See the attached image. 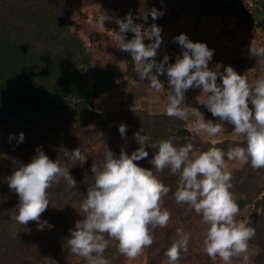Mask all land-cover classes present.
Masks as SVG:
<instances>
[{"label":"trees","instance_id":"trees-1","mask_svg":"<svg viewBox=\"0 0 264 264\" xmlns=\"http://www.w3.org/2000/svg\"><path fill=\"white\" fill-rule=\"evenodd\" d=\"M238 1L247 13L244 2ZM253 1L256 6L255 15L264 11V0ZM81 3L82 0H0V264L3 259H11L12 256L22 257L20 264H41V258H30L25 251L24 246L28 243L49 254V259L42 260L43 264H87V261L71 253L67 238L70 237L69 229L74 228L75 222L82 218L80 205L86 198L87 189L94 184L91 166L99 164L107 148L114 154H120L118 143L124 138L130 139L128 153L131 155L139 147L133 134L141 129V134L148 136L151 143L172 139L176 147L188 143H192L194 149L199 151L217 147L225 152V157L230 147L246 146V141L232 140L212 145L191 130L190 135H184L181 130L186 129V120L168 117L162 113L154 114L140 108H121L113 113L96 111V101L117 90L118 77L107 67L94 64L92 51L99 42H95L93 48L89 49L81 40V29L78 27L80 25L75 22L77 8H83ZM159 4L155 8L162 11L163 5ZM120 5L122 4L119 0H105L104 8L99 11H106L110 16L124 19L115 16ZM194 5L177 6L175 14L198 18H233L236 25L229 34L243 32L250 41L256 42L254 36H262V41L264 40V20L252 22L235 17L215 0H206L200 7ZM153 7H145L144 14ZM147 18V21L153 20L150 15ZM144 21L140 18L134 20V23ZM160 24L163 27L168 26L162 20ZM100 43H104V40L100 39ZM260 47H264V42H260ZM124 54L127 58L126 75L129 79L135 72V62L130 53ZM214 55L219 62H225L224 54L214 51ZM227 60L225 65L231 63L238 74L253 72L254 75L262 77L259 66L254 65L248 57L243 56L242 62ZM126 83L122 84L123 88H126ZM206 113L211 117L208 110ZM11 119H15L19 130L14 132L15 138L10 140L13 131L9 132L11 125L6 122ZM121 123L127 126L123 138L118 130ZM21 132L25 139L17 143ZM93 146L100 147L99 156L84 163L72 160L68 162L69 158L60 151L62 147L69 151L80 148L83 154ZM38 147L50 159H58L62 166L67 167L77 182V188L70 189L67 181L60 179L59 183L48 190L50 204L41 215L42 219L49 222V228L45 230H39L37 222L20 225L7 214L19 202L18 195L8 187L7 177L16 169L27 165L37 154ZM51 149L55 152L52 153ZM146 150L149 152L148 158L137 163L141 167L151 168L149 160L157 149L146 147ZM157 175L171 189L163 204V208L171 213V219L167 227L152 230L154 243L146 248L151 264H159L160 260L158 262L153 257L165 255L171 244L178 240V228L172 223L185 221L190 216V208L187 205H178L174 199L179 173L172 175L170 169H165ZM232 177L233 194L240 198L242 195L248 197V200H241L240 208L246 205V201L251 202L261 194L258 185L260 181H264V169L254 171L248 164ZM259 205L263 215L258 224L263 225L264 196ZM259 246V253L264 256V237H261ZM192 249L190 240L188 251L181 252L178 262L190 263ZM21 251H25L23 256ZM103 255L110 264H124L127 258L119 253L115 241L109 242Z\"/></svg>","mask_w":264,"mask_h":264},{"label":"clouds","instance_id":"clouds-1","mask_svg":"<svg viewBox=\"0 0 264 264\" xmlns=\"http://www.w3.org/2000/svg\"><path fill=\"white\" fill-rule=\"evenodd\" d=\"M163 14L153 7L146 17L150 15L156 20ZM97 20L103 27L105 21L112 20L118 25L119 31L115 32L118 48L131 54V59L138 66L140 82L147 80L150 89L163 92L165 85L159 76L166 73L170 89L165 109L168 117L186 120L194 116L196 119L191 130L205 133L213 143L217 135L226 131L224 123L231 124L233 132L245 138L246 146L230 147L226 153L227 160L237 161L240 165L250 164L254 171L264 169V76L251 84L232 66H226L223 73L210 69L209 61L214 50L206 43L190 41L183 33L173 38L182 48V57L177 56L175 63H169L170 58L165 54L157 62V50L163 42L160 26L153 23L145 28L143 23L136 24L131 12L124 19H119L100 11ZM129 32L134 34L131 39L125 35ZM146 39L151 42L146 44ZM249 55L259 60L264 57V47L251 44ZM218 77L221 83H217ZM192 88H199L206 94L202 105L220 122L206 121L199 108L185 104V93ZM118 130L121 137H125L127 126L121 123ZM141 132L143 129L133 134L139 147L131 155L122 148L117 157L107 148L103 163L91 166L94 184L87 189L86 198L80 205L82 218L69 229L67 243L71 253L87 264H110L103 254L109 242L115 241L119 253L129 260L142 255L154 243L152 230L167 227L171 219V213L163 208L164 199L171 189L157 175L170 169L172 175L179 173L175 202L193 209L208 225L203 241L208 257L213 262L219 258L224 264H231L233 258L242 259L243 264H251L247 253L249 241L256 232L254 227L236 219L240 207L232 192L233 177L227 170L225 152L217 147L199 151L192 143L176 147L172 139L151 143L150 138ZM14 138V134H10L9 139ZM24 139L21 132L17 143ZM146 147L157 149L149 160L151 168L137 163L148 158ZM60 151L72 161L84 163L87 159L80 148L69 151L62 147ZM36 153L27 165L7 177L10 191L19 198L16 207L8 210L7 214L25 226L29 222H40L41 215L50 204L48 190L60 179L66 180L70 189L77 188L69 169L58 159H50L39 147ZM176 234L178 240L165 253L168 264H178L181 252L188 251L191 233L180 228Z\"/></svg>","mask_w":264,"mask_h":264},{"label":"rangeland","instance_id":"rangeland-1","mask_svg":"<svg viewBox=\"0 0 264 264\" xmlns=\"http://www.w3.org/2000/svg\"><path fill=\"white\" fill-rule=\"evenodd\" d=\"M204 1L206 0H158V2L157 0L155 1L154 0H119V2H121L122 5L117 7L118 12L116 13L115 16L125 18V16L129 12H131L133 16V21L140 20V18H142L143 21L144 20L147 21L149 19L147 17H144L146 16L144 14L145 7L147 6L157 7L158 5H160L159 3H161L163 5L162 12L164 13L162 16V19L160 18V19H156L152 21H157L160 23V20H162V22H164L166 25L176 26L177 21L182 17V16L175 14L176 13L175 8L177 6H190L191 7L192 5L195 4L196 6L200 7L201 5L204 4ZM242 1L245 2V0H242ZM104 3H105V0H82L81 4H83V8H77L78 14L75 16V22L76 24L80 25L78 27L81 29L80 30L81 40L84 36L91 37L93 35L94 30L92 28H94V25L92 28L89 29L88 25L85 24L86 20L88 18L94 22L92 18L97 16L98 11L104 8ZM191 17L195 18V16H191ZM95 22H96V19H95ZM210 36L212 39L206 42H203V43H206L207 46L213 50V46H214L213 41L221 42L220 41L221 36L219 33H216V34L211 33ZM259 38L258 37L256 38L254 36L255 41L258 42V46L260 47V42H264V40L262 41V38H263L262 36H260ZM83 42L85 43V41ZM96 42H99V44H97L96 49L92 51L94 64L103 65L107 67L111 71L115 72L118 77L117 90L107 95H104L103 97L98 99L95 104L96 111L113 113V112L120 110L121 108H124L127 110L133 109V108H140L142 110L150 111L151 113H154V114H160V113L166 114L165 109L169 102L168 97L170 95V91L164 90L163 92H156L148 87L149 81L148 83L142 85L136 75L135 77H133L134 74H132L133 78L131 77L127 79L128 77L126 74L128 70V63H127V58L124 54V51L121 52V50L117 48V46L112 45L106 41H104V43H100V40H97ZM227 59L228 58L225 56L224 61L225 62L228 61ZM230 64H228V66H231ZM242 75L246 76L249 83L251 84H254V82L260 78L259 75H254L253 72L242 73ZM124 82H127L126 88L122 87V84ZM185 100H188V99H185ZM186 105L197 107L194 105L193 101H190V99H189V103L187 102ZM195 119L196 118L194 116H190L188 119H186V122L188 125L185 128L187 130L189 131L191 130V126L193 122L195 121ZM5 120H7V118ZM208 120H213L214 122H220L218 117L211 116V118H209ZM6 123L11 125V128L9 130V132L13 131L11 134H14V132L15 133L18 132L19 130L18 124L16 123L15 119H11L9 122H6ZM224 127L226 131L221 132L219 135H217L214 138L215 140L214 143L212 139L206 136L205 133L196 132L192 130L191 131L198 133L203 139H205V141L208 140L212 145H216L217 143L225 141V140H232L236 142L245 141V138L243 136H239L233 132L234 126L225 122ZM4 128H6V125L3 127V130ZM118 144H119L118 146H119L120 151L122 148H124L127 154H129L128 153L129 145H130L129 138L122 139ZM1 151H2V145L0 146V152ZM51 151L52 153L55 152V150L53 149H51ZM83 154L87 155L86 161L97 158L100 154V147L93 146L89 150L84 151ZM115 155L117 157L119 156V154H115ZM103 161H104V157L101 159V161H99L98 165L102 164ZM225 161L227 164V170L232 173V176L234 174L237 175L238 173H240V171L244 167V165H240L239 162L237 161H228L227 157H225ZM68 162H71V160L69 159ZM246 188L248 189L249 186L247 185ZM258 189L261 192V194H259V196L253 199L251 202L246 201L245 202L246 205L243 208H240V214L236 218L238 221L242 220L243 222H245L247 226L255 228L256 234H255V237L249 241V251L247 253L251 257V264H264V256H262V253H259L260 251L259 245H261V237H264V235H262L264 234V224L263 225H261L260 223L258 224V220L260 219L262 220L261 216L263 215V211L259 205V201L264 196V181L262 182L260 181L258 185ZM242 199L248 200V197L246 195H242ZM255 214L257 216L256 218H254ZM189 215H190L189 219L187 218L185 221L184 220L180 222L175 221L172 223V225L175 228L179 229L183 227V229L186 232L191 233L190 240L193 244V249L191 250L192 261L190 263L178 262V264H224V262L219 260V258L215 262H213L208 257V255L204 252L203 241L206 235L208 225L202 222L201 216L196 214L193 209H190ZM45 221L47 222L46 224H44ZM38 225H39L38 227L39 230L41 229L45 230L49 228L48 220L42 219L41 217H40V222L38 223ZM24 248H25V251L29 253L30 258H33L35 260H38L39 258H41L40 260L41 264H43L42 260L49 259L48 253L41 252L40 249H38L37 247H34L31 243H28L26 246H24ZM24 252L23 254L22 253L20 254L23 256ZM21 259L22 257L20 256L18 257L12 256L11 259H6V260L3 259L2 264H20ZM153 259H157L158 262L160 260L159 264H168V258L166 257V255L160 256L159 254L153 257ZM150 261L151 259L147 252V249H145L142 255H140L135 260H129L128 258H126L124 264H151ZM231 264H243V262H242V259L240 258H233V260L231 261Z\"/></svg>","mask_w":264,"mask_h":264},{"label":"crops","instance_id":"crops-1","mask_svg":"<svg viewBox=\"0 0 264 264\" xmlns=\"http://www.w3.org/2000/svg\"><path fill=\"white\" fill-rule=\"evenodd\" d=\"M105 12V11H104ZM95 22V19L97 20V16H95L94 18H92ZM94 22L90 19L87 18L86 23L88 25V28H92L94 25ZM235 19H230V18H224L222 16H213V17H204V18H197V17H188V16H182L178 21H177V25L176 26H169V27H181L184 28L186 30L192 29L195 26H200L202 29L207 30L208 33H212V34H216L219 33L220 34V38H221V42L224 43L226 46L230 47H236V50H238L242 56L244 57H248L250 58L249 54V48L250 45H254L256 47L259 48L258 46V42H253L248 40V37H246L244 35L243 32H236V33H232L229 34L228 32H232L235 29ZM93 29V28H92ZM225 31V32H224ZM116 46V45H115ZM119 46H117L118 48ZM245 50V51H244ZM122 52V51H121ZM158 54L156 56V60L157 62L161 61L163 59V56L165 54H167L169 56V63H175V59L177 56H181L182 57V48L181 46L173 51V52H168L167 50H164L163 48L161 49L159 47V49L157 50ZM250 60L253 61L254 65H263L264 64V57H261L259 60L256 57H251ZM225 62H219L216 58V56L213 55V58L211 61H209V68L215 71H219L221 73L224 72V69L227 65H225ZM137 65L135 63V72L133 77H135V75L137 76ZM132 77V78H133ZM159 79L161 80V82L164 83L165 85V90L170 91L169 89V85L167 82V75L166 73L164 75L159 76ZM219 77L217 80V83H221V81H219ZM148 83L147 80L141 82L142 85ZM185 97L188 100H185V104L188 102L189 103V99L190 101L194 102V105L197 106V108H199V110L204 114L205 120L207 121L209 118L207 115V108L205 106L202 105V101L206 98V94L203 95V93H201V89L199 88H192L186 91L185 93ZM202 95V96H201ZM204 108V109H203ZM212 116V115H211ZM213 117V116H212Z\"/></svg>","mask_w":264,"mask_h":264},{"label":"built area","instance_id":"built-area-1","mask_svg":"<svg viewBox=\"0 0 264 264\" xmlns=\"http://www.w3.org/2000/svg\"><path fill=\"white\" fill-rule=\"evenodd\" d=\"M245 6L247 7V13L246 15L249 17H253L254 9H255V3L253 0H245L244 2ZM144 24V27L147 28L151 24L155 23L156 25L160 26L162 28L161 36H162V43L160 45V48L167 50L168 52H173L177 50L180 45L173 39L174 37L180 35L181 33L186 34L190 41L192 42H206L211 38L210 34L207 31H204L198 26L193 27L192 29L186 30L181 27H163L159 22L157 21H144L141 22ZM136 23V24H141ZM94 32L91 37H83L82 40L85 41L87 48H93L94 43L97 40H104L112 45L119 46V42L117 40V34L115 32L119 31L118 25L115 23L114 20L112 21H105L104 27L98 23V20H96L93 28ZM127 39H131L133 37V33L129 32L125 34ZM145 42H151L147 39ZM213 49L217 54H224L228 59L234 60V61H243L242 54L236 50V47H228L222 44L221 42L213 41ZM260 75L264 76V65L259 66Z\"/></svg>","mask_w":264,"mask_h":264},{"label":"water","instance_id":"water-1","mask_svg":"<svg viewBox=\"0 0 264 264\" xmlns=\"http://www.w3.org/2000/svg\"><path fill=\"white\" fill-rule=\"evenodd\" d=\"M216 3L223 6L225 10L234 15L235 17L245 19L248 21L252 22H258V21H263L264 20V11H260L258 14L254 15L253 17H248L240 5L238 0H216ZM181 133L184 135H190V131L187 129L181 130ZM236 202L239 204L242 200L239 196L235 195ZM255 218L257 217L256 214L254 216Z\"/></svg>","mask_w":264,"mask_h":264}]
</instances>
